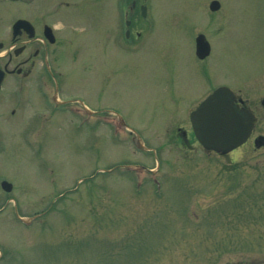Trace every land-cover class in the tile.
Instances as JSON below:
<instances>
[{
    "label": "rangeland",
    "instance_id": "obj_1",
    "mask_svg": "<svg viewBox=\"0 0 264 264\" xmlns=\"http://www.w3.org/2000/svg\"><path fill=\"white\" fill-rule=\"evenodd\" d=\"M82 1L70 9L84 8V21L60 18L53 32L72 34L80 49L71 64L76 44L63 47L61 95L83 98L104 121L76 129L67 111L33 122L38 103L24 90L23 119L0 126V180L13 184L0 189V264H264V240L217 243L222 219L212 211L250 206L235 221L247 224L242 236L264 239V149L251 140L264 134V0H216V12L212 0H146L132 44L123 43L114 2ZM198 34L210 44L205 60L194 56ZM218 86L256 117L251 141L224 157L174 137L177 127L189 134L188 114ZM127 164L153 169L160 187L148 176L136 194V177L119 167Z\"/></svg>",
    "mask_w": 264,
    "mask_h": 264
},
{
    "label": "flooded vegetation",
    "instance_id": "obj_2",
    "mask_svg": "<svg viewBox=\"0 0 264 264\" xmlns=\"http://www.w3.org/2000/svg\"><path fill=\"white\" fill-rule=\"evenodd\" d=\"M46 1L48 2L44 5L40 3V0H0V73H2L0 80V126L10 124L12 122L10 119L14 118L16 113L20 119L22 111L25 112V97L22 95L24 90H29L28 96L30 101L31 97L33 99L35 97L38 103L37 106H33L36 116L31 118L33 122L36 120L42 124L50 122L54 113L59 112L63 114L67 112L66 107L69 105H76L87 110L90 109L88 103L79 96L64 97L61 95V92H64L62 86L65 82V71L62 66L63 47L76 44V41H74L75 39L72 37V34L71 36L64 34L59 37L53 33L63 28V26L57 28L55 25L56 22L63 23L61 20L63 18L67 21L69 19L72 21V17L77 19L76 21H84V17H82L85 13L84 8H81L79 11L81 15H77V11L70 9L75 4L83 3V1L75 0L73 3H69V0ZM111 1L117 5L118 10L121 7L120 2L125 6L128 5V32L130 38L134 36L136 38L139 33L136 32L135 26L140 18V7L143 0ZM101 2L104 4L103 7H105L106 0H101ZM9 3L17 5L15 8L17 12H9ZM35 3L38 4L37 8L34 5ZM40 4L41 7H39ZM25 6H33L34 8H25ZM105 11L107 9L103 8L101 12ZM20 19L26 20L31 25V28L27 27V31L19 29L13 33V24ZM119 20H121L120 12ZM67 25L68 29L69 25L71 26L68 31L71 33L70 31L73 29L72 24ZM45 26L52 29L54 36L52 43L43 36ZM118 27L120 29L119 25ZM77 45L72 49L73 52L69 54L70 61H72L71 64L76 62V57L79 55L80 49ZM85 68L86 65L84 66ZM32 78L33 82L29 84L28 82ZM9 82L13 83L11 89L8 88ZM29 85L31 86L27 88ZM50 90H53L54 99L48 100L47 92ZM9 104H11V108ZM50 104H54L55 109L52 110ZM96 112L99 113V111ZM22 119L23 116L21 117ZM180 135L183 138H189L187 134L186 136ZM2 142V136L0 135V144Z\"/></svg>",
    "mask_w": 264,
    "mask_h": 264
},
{
    "label": "water",
    "instance_id": "obj_3",
    "mask_svg": "<svg viewBox=\"0 0 264 264\" xmlns=\"http://www.w3.org/2000/svg\"><path fill=\"white\" fill-rule=\"evenodd\" d=\"M218 8L217 1H212L209 5L211 11H216ZM26 26H30L29 23L19 20L13 28L16 30ZM44 36L52 41L50 29L45 28ZM195 43L196 56L203 59L208 55V44L202 36H198ZM235 101L234 94L228 88L220 87L190 113L189 118L194 136L204 151H214L224 155L241 145L249 137L254 117L248 109H239L235 106ZM239 101L241 102V100ZM261 104L264 106V99ZM254 145L255 147L264 145V138H256ZM2 188L8 192L11 186L3 182Z\"/></svg>",
    "mask_w": 264,
    "mask_h": 264
},
{
    "label": "trees",
    "instance_id": "obj_4",
    "mask_svg": "<svg viewBox=\"0 0 264 264\" xmlns=\"http://www.w3.org/2000/svg\"><path fill=\"white\" fill-rule=\"evenodd\" d=\"M250 206L241 207V208H232V212L230 211H221L218 212L217 209L212 210L216 214H220V218L222 219L218 230L221 232L219 233V243L223 246L224 249H229V245L233 246V242L236 241L239 247L255 245L254 241L257 243V246L262 245L261 241H263L262 236L256 237H246L245 235H241L242 228L240 226H246L247 224H242V221H235V218L240 219V215H247ZM218 212V213H217ZM234 214V215H233ZM234 217V220L232 219ZM245 218L243 217V220ZM233 229V230H232ZM246 229V227H245ZM233 231V232H230ZM220 248V249H223ZM249 248V247H248Z\"/></svg>",
    "mask_w": 264,
    "mask_h": 264
}]
</instances>
